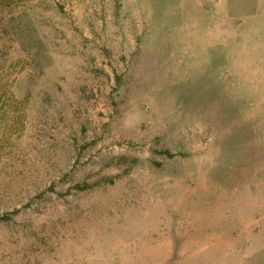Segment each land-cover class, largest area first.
Wrapping results in <instances>:
<instances>
[{"label":"rangeland","instance_id":"rangeland-1","mask_svg":"<svg viewBox=\"0 0 264 264\" xmlns=\"http://www.w3.org/2000/svg\"><path fill=\"white\" fill-rule=\"evenodd\" d=\"M0 264H264V0H0Z\"/></svg>","mask_w":264,"mask_h":264}]
</instances>
